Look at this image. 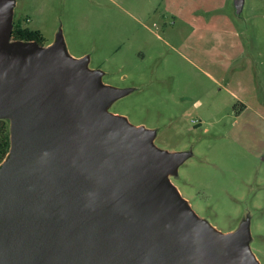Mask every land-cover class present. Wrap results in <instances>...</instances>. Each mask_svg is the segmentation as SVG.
Here are the masks:
<instances>
[{"label": "water", "instance_id": "obj_1", "mask_svg": "<svg viewBox=\"0 0 264 264\" xmlns=\"http://www.w3.org/2000/svg\"><path fill=\"white\" fill-rule=\"evenodd\" d=\"M13 5L0 0V264H260L247 236L217 231L167 180L183 160L105 109L122 88L61 39H12Z\"/></svg>", "mask_w": 264, "mask_h": 264}, {"label": "rangeland", "instance_id": "obj_2", "mask_svg": "<svg viewBox=\"0 0 264 264\" xmlns=\"http://www.w3.org/2000/svg\"><path fill=\"white\" fill-rule=\"evenodd\" d=\"M16 18L122 88L105 109L152 129L183 201L264 264V0H14Z\"/></svg>", "mask_w": 264, "mask_h": 264}, {"label": "trees", "instance_id": "obj_3", "mask_svg": "<svg viewBox=\"0 0 264 264\" xmlns=\"http://www.w3.org/2000/svg\"><path fill=\"white\" fill-rule=\"evenodd\" d=\"M11 37L19 40H34L40 45L46 43V39L39 29L23 25L18 18L12 21ZM9 127V121L5 118H0V163L5 158L10 147Z\"/></svg>", "mask_w": 264, "mask_h": 264}, {"label": "bare ground", "instance_id": "obj_4", "mask_svg": "<svg viewBox=\"0 0 264 264\" xmlns=\"http://www.w3.org/2000/svg\"><path fill=\"white\" fill-rule=\"evenodd\" d=\"M13 46L17 52V55L20 59H23L25 57V53L23 50V46L20 42H14ZM28 102V98L24 101V103ZM113 117L119 121H123L122 116L118 115V114H112Z\"/></svg>", "mask_w": 264, "mask_h": 264}, {"label": "flooded vegetation", "instance_id": "obj_5", "mask_svg": "<svg viewBox=\"0 0 264 264\" xmlns=\"http://www.w3.org/2000/svg\"><path fill=\"white\" fill-rule=\"evenodd\" d=\"M9 125V124H8ZM9 138H10V133H9ZM2 162V161H1Z\"/></svg>", "mask_w": 264, "mask_h": 264}, {"label": "crops", "instance_id": "obj_6", "mask_svg": "<svg viewBox=\"0 0 264 264\" xmlns=\"http://www.w3.org/2000/svg\"><path fill=\"white\" fill-rule=\"evenodd\" d=\"M113 86V85H112ZM116 87H118V86H116Z\"/></svg>", "mask_w": 264, "mask_h": 264}]
</instances>
